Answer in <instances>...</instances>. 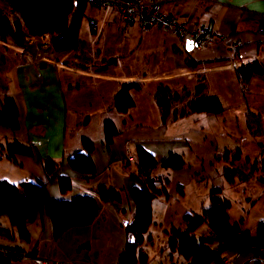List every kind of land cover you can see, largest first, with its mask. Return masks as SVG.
<instances>
[{
    "label": "crops",
    "instance_id": "1",
    "mask_svg": "<svg viewBox=\"0 0 264 264\" xmlns=\"http://www.w3.org/2000/svg\"><path fill=\"white\" fill-rule=\"evenodd\" d=\"M162 10L178 24L187 27L207 25L219 37V42L197 51L186 47L187 41H180L157 28L143 31L133 23L122 31L117 26L118 16L111 13L119 31L138 35L134 49H117L116 54L107 58L117 59L111 68L122 64L124 69H116L117 73L111 68L103 72L90 70L87 66L80 71L67 68L65 64L73 55L56 57L48 47L37 50L29 45L23 50L39 56L48 64L37 61L28 64L21 58L14 60L7 71L0 56V74H9L13 78L11 92L1 88V95L14 100L20 126L19 131L6 134L3 139L5 143L17 141L29 145L34 151L32 157L18 159L20 166L0 155V180L14 186L41 183L45 181L41 161L54 160L60 162L59 175L68 178L72 188L62 196L57 182H48L45 192L50 199L93 196L94 190L100 186L119 193L117 204L99 205L97 217L88 227L69 229L58 240L52 241L47 218L39 215L29 225L30 229L27 227L29 241L16 239L13 235L15 238L10 242L14 244L10 247H20L19 252L32 251L37 258L46 259L50 264H117L127 245L125 224H130L135 213L129 190L140 187L144 181L135 163L128 161V158L136 157L137 148L149 153L156 163L151 177L167 180L163 193L152 201V221L148 229L150 241L141 248L149 245L153 248L155 233H161L167 239L170 229L183 227L186 215L200 214L208 206L211 191L219 190L222 196L225 182L221 169L226 164L217 157L230 150L224 146V140L230 138L225 130L229 118L227 110L245 108L247 98L254 97L259 98L258 105L264 106V0H167ZM0 44L18 51L3 42ZM234 44L239 47L232 54L229 48ZM132 60L139 64L147 62L143 68H133L127 63ZM189 60L216 63L212 65L229 60H257L263 72L252 76L247 87L242 89L234 73L198 76L196 70L188 68ZM61 61H64V69L56 73L52 64ZM87 62L84 56L81 63ZM109 74L114 78L111 79ZM201 77L205 87L199 98H216L224 109L223 113L170 117L162 124L157 107L146 90L130 92L133 107L126 114L120 115L111 109L112 99L122 83H160L173 92H180L195 87ZM242 115L245 120L251 116L256 121L261 118L258 110L256 114H250L248 109ZM234 118L237 120L236 114ZM76 119L83 121L76 122ZM92 119L97 122V132L88 129ZM105 122H112L119 132L109 146L103 140ZM71 125L74 129L83 128L81 133L68 136ZM82 139L93 143L90 158L95 175L90 179L72 171L67 163L69 155L81 150ZM172 154L181 157L182 168L162 169L161 162ZM217 164L220 167H216ZM158 185L161 188V182ZM259 222H264V218H259ZM169 258L171 263L172 257Z\"/></svg>",
    "mask_w": 264,
    "mask_h": 264
},
{
    "label": "trees",
    "instance_id": "2",
    "mask_svg": "<svg viewBox=\"0 0 264 264\" xmlns=\"http://www.w3.org/2000/svg\"><path fill=\"white\" fill-rule=\"evenodd\" d=\"M88 0H0V40L8 38L12 48L23 51L30 40L42 45V37H47L50 48L56 57L67 54L75 59L72 64L75 70L86 69L83 62L82 47L78 33L84 16ZM170 17V16H168ZM171 18V17H170ZM94 34L95 31L91 30ZM117 59H101L99 66L90 70L106 71L116 65ZM64 63V61H63ZM220 63V62H219ZM188 68L197 70L216 63L187 62ZM262 65L251 61L240 67L236 78L242 89L249 84L251 77L261 75ZM201 77L193 88L173 92L160 83L138 84L125 82L111 102V109L117 114H126L133 107L130 92L132 90H146L153 99L160 118L164 124L170 117L183 118L190 114L219 115L224 112L216 98H199L205 87ZM0 127L11 133L19 131L17 107L13 99L3 97L0 102ZM250 128V127H249ZM251 129V128H250ZM103 140L109 146L119 132L112 122L103 124ZM93 143L88 139L81 140V150L68 156L67 163L72 171L93 178L95 169L90 154ZM0 155L12 164L20 166L18 159L29 158L34 155L29 145L13 141L0 145ZM264 155V150H261ZM240 158L239 151H225L222 159L226 164L221 169V177L229 187L238 186L250 180L255 171L264 170V160L251 164L248 172L236 166ZM136 167L142 173L144 181L140 187L129 190V196L135 205V213L130 224H125L127 240L133 239L121 252L117 264H145L147 256L141 246L150 241L148 229L152 221L151 204L153 199L163 193L167 180L163 181L151 177L156 163L153 157L141 148L136 149ZM183 161L178 155H169L160 167L165 170H179ZM45 181L38 184L10 185L0 180V218L7 217L9 228L0 226V239L13 240V231L19 240L29 241L27 227L39 215H45L49 224L52 241L58 240L66 231L73 228L90 226L98 214L101 203L117 204L119 193L112 189L100 186L94 190L93 196H74L69 200H52L45 192V184L56 181L59 192L66 196L71 191V182L68 178L59 175L60 162L54 160L41 161ZM162 184L161 188L158 183ZM230 203L221 196L219 190H213L209 195L208 206L198 215H186L183 218V227L170 229L165 242V249L180 257L186 264H226L209 256L217 242L228 239L236 242L234 251L242 253L248 249L264 244V222L255 225L254 233L243 229L244 217L231 223L229 216ZM203 229V232L201 231ZM20 247H2L1 251L8 253L19 252ZM29 254L35 256L34 252ZM235 254V252H234ZM11 257L0 254V264H14Z\"/></svg>",
    "mask_w": 264,
    "mask_h": 264
},
{
    "label": "rangeland",
    "instance_id": "3",
    "mask_svg": "<svg viewBox=\"0 0 264 264\" xmlns=\"http://www.w3.org/2000/svg\"><path fill=\"white\" fill-rule=\"evenodd\" d=\"M113 16V14L104 10H98L90 4L85 9L84 16L79 27L78 37L79 40L84 43L82 52L88 60L86 66L89 69H92L93 66H99V60L101 57L104 56L106 59L111 58V55L116 54L115 51L117 49L122 51L131 48L134 49L137 44L138 35H130L128 32L122 33L119 31ZM91 19L96 21V30L94 34L91 32L88 25V21ZM1 42L5 43L7 46H11L8 38L0 40V43ZM42 42L46 44L45 40H42ZM29 45H31L30 47H35L37 50L42 48V45H38V43L34 40L29 41L26 49ZM18 51L6 49L5 45L0 44V56L5 61V69L7 71L12 67V62L14 60L23 58L24 62L26 61V56L19 53L21 51ZM73 60L75 61V59L71 57L65 66L70 69L74 68L72 65V62H74ZM146 62L147 61H141L139 64L138 62L132 60L127 63L133 68H143V66L146 65ZM121 65L122 64L120 63L118 66L111 68L110 70L117 73L118 71L116 69H124ZM109 76H111V79L114 78L111 74H109ZM11 79L13 78L9 76V74H0L1 101L3 98L1 95V88L7 90L9 93L11 92V85L13 81ZM258 99L259 98L256 97L247 98V107L242 109L235 107L234 109L227 110V113L225 112L226 116L229 117L225 130L230 135V138L224 140V146H227L230 150L239 151L240 158L236 163V166L244 172H248L251 164H253L256 160H264V155H261V150H264V106L256 103ZM80 105L82 104L80 103ZM248 109L250 110V114H256L257 110L261 112V118L259 121L253 119V116H251L248 120H245L242 114ZM234 113L236 114L237 120L234 118ZM75 121L82 122L83 120L76 119ZM96 123V120L92 119L88 129H91L92 132H97ZM116 125L119 126V123ZM82 129L83 128L80 126L74 129L73 125H71L68 129L67 135L72 136L74 133L79 134ZM6 134L11 135L12 133L9 130L0 127V145L5 144V140L3 138ZM222 165L223 164H221V166ZM216 167H220V164H217ZM222 197L230 203V209L228 212L231 223L241 217H244L245 220L243 223V229L254 233V225L258 223L259 218H264V170L255 171L249 181L240 183L237 187H228L225 184V186L222 187ZM0 226L7 229L9 228L6 216L0 218ZM30 227L31 226H28V229H30ZM201 231L203 232V229ZM11 234L15 235V231H13V233L11 232ZM165 242L166 237H164V235L161 233H155V240L153 241L154 245H152L153 248H151L150 245L148 247L145 246L141 248L148 258V261L145 264H186L180 257L165 249ZM13 244L14 243L10 242V240L0 239V246L2 247L11 246ZM21 252L29 254L26 251ZM234 252L235 254L226 260V264H264V244L262 246L258 245L254 248L243 251L242 253H237L236 250ZM170 256L173 259H171V263L169 258ZM215 263L216 259L213 260L212 264ZM14 264L22 263L15 262Z\"/></svg>",
    "mask_w": 264,
    "mask_h": 264
},
{
    "label": "built area",
    "instance_id": "4",
    "mask_svg": "<svg viewBox=\"0 0 264 264\" xmlns=\"http://www.w3.org/2000/svg\"><path fill=\"white\" fill-rule=\"evenodd\" d=\"M166 2L167 0H151L149 2H141L138 0H88V3L92 7L116 14L118 16L117 26L122 31L128 29L133 23H137L143 31L157 28L180 41L190 42L193 49L197 51L219 42V37L213 34L207 25L187 27L186 25L176 23L172 18L166 16L162 10V6ZM88 25L91 30L96 29L94 21L89 20ZM47 39V37H42V40L46 41V44L42 42L44 48L49 44V41L47 43ZM238 47V44H234L229 48V51L234 54ZM21 54L26 56V63L28 64L35 61L46 63L37 55L27 54L24 51H21ZM249 62L251 61L229 60L223 64L209 65L199 68L195 71V74L198 76L221 72H232L235 74L240 67ZM52 66L56 73H60V71L64 69L63 61L54 62ZM128 161L130 163H136L135 158H128ZM235 245L236 242L233 240L225 239L219 241L216 243L213 252L209 256H214L222 263H226V260L234 255ZM0 254L7 255L16 262L27 264H50L46 260H41L36 256L22 252L8 253L0 250Z\"/></svg>",
    "mask_w": 264,
    "mask_h": 264
},
{
    "label": "water",
    "instance_id": "5",
    "mask_svg": "<svg viewBox=\"0 0 264 264\" xmlns=\"http://www.w3.org/2000/svg\"><path fill=\"white\" fill-rule=\"evenodd\" d=\"M187 46H190V47L193 49V47H192V45H191L190 42H187V43H186V47H187ZM132 243H133V239L130 238V239L127 240V244H132Z\"/></svg>",
    "mask_w": 264,
    "mask_h": 264
}]
</instances>
